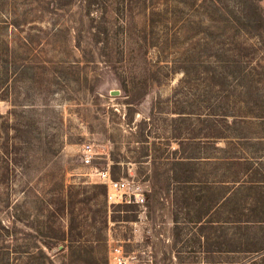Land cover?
Here are the masks:
<instances>
[{
	"label": "rangeland",
	"instance_id": "374dc122",
	"mask_svg": "<svg viewBox=\"0 0 264 264\" xmlns=\"http://www.w3.org/2000/svg\"><path fill=\"white\" fill-rule=\"evenodd\" d=\"M250 2L0 0V264H116L114 247L126 264H264L233 250L263 246L264 225L216 210L231 157L264 177V28H233ZM95 168L145 205H109Z\"/></svg>",
	"mask_w": 264,
	"mask_h": 264
},
{
	"label": "trees",
	"instance_id": "16d2710c",
	"mask_svg": "<svg viewBox=\"0 0 264 264\" xmlns=\"http://www.w3.org/2000/svg\"><path fill=\"white\" fill-rule=\"evenodd\" d=\"M257 0H251L249 5L245 3L237 10L235 18L233 20V28L237 30L244 31L248 28L252 27L255 31H263L264 28V15L260 11V6ZM229 66V65H228ZM245 77L244 75H240L239 78L242 79ZM234 115H232L233 121L232 125L230 124L231 129H235L237 125L243 129L249 127L252 122L246 118V115H242V111L237 110L234 111ZM238 112V113H237ZM235 127V128H232ZM216 138H221L224 136H215ZM251 138H248L249 141ZM259 141V140H258ZM222 151H226L221 148ZM231 165L234 169L228 171V175L225 179L222 180V183H225L228 190V197L220 203V205L216 204V210L222 213L227 207L232 210L230 213L229 222L238 227V229H250L252 232H256L262 225H264V195H261L262 185L264 183L262 163L259 160L258 156H237L234 155L230 158ZM115 168V164L112 169ZM111 169V170H112ZM113 177L112 171H110ZM222 185V184H220ZM97 186V185H95ZM105 186V185H104ZM101 187V186H97ZM107 189L106 186L103 190V195L106 198ZM106 200V199H105ZM218 205V206H217ZM208 212L202 213L199 215V223L210 225L214 221L205 220ZM205 220V221H204ZM247 236L238 237L240 240H246ZM259 238L258 235L252 236V239ZM264 238V237H263ZM234 242H236L234 240ZM243 245V243H242ZM240 245H233V250L236 248L244 249L249 248L252 251H260L264 249L263 246L252 245L249 247H243ZM259 248V249H258ZM257 249V250H256ZM237 251V250H235Z\"/></svg>",
	"mask_w": 264,
	"mask_h": 264
},
{
	"label": "built area",
	"instance_id": "2783aa9c",
	"mask_svg": "<svg viewBox=\"0 0 264 264\" xmlns=\"http://www.w3.org/2000/svg\"><path fill=\"white\" fill-rule=\"evenodd\" d=\"M100 153L101 151L94 145H85L83 150V162L85 164H90ZM93 172L99 177V182L107 188L106 200L109 205L123 202L137 204L139 206L145 205L146 197L143 188L133 179H114L108 168L102 170L95 168ZM110 256L112 261L116 264H126L128 260L121 247H114L110 252Z\"/></svg>",
	"mask_w": 264,
	"mask_h": 264
}]
</instances>
